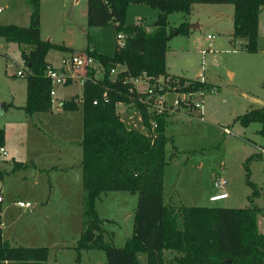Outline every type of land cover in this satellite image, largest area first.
Returning a JSON list of instances; mask_svg holds the SVG:
<instances>
[{
  "label": "rangeland",
  "instance_id": "rangeland-1",
  "mask_svg": "<svg viewBox=\"0 0 264 264\" xmlns=\"http://www.w3.org/2000/svg\"><path fill=\"white\" fill-rule=\"evenodd\" d=\"M29 8L28 0H0V23L16 19V13L20 14L21 23H27ZM259 11L260 42H264V34L261 35L264 6ZM156 12L147 4L132 3L126 7L124 20L132 22L141 18L151 25ZM167 19L172 26L182 20L197 25L188 26L186 34L176 33L168 38L165 66L174 74L188 78H195L200 70L205 86L193 95L180 92L177 95L179 104L167 113L164 132L170 140L165 144L163 190L165 193L173 183L179 200L168 201L165 197L164 201L185 205L245 206L249 204L247 196L251 188L245 181L242 162L251 152L257 151L264 135L257 131L260 122L251 121L244 126L234 117L259 105L253 98L263 92V58L255 51L238 50L228 41L226 35L232 30L231 3L192 2L188 13L171 10ZM207 33L214 37L208 39ZM39 35L80 50L85 47L88 36L97 50L107 55L112 53L116 42L110 24L86 26L85 0H40ZM208 42H211L209 48ZM63 53L49 48L45 56L57 63ZM20 67L16 43L0 35V102L4 100V109L0 106V127L4 132L2 147L7 153L0 155L3 220L7 223L10 217L25 210L16 205L17 199L29 201L45 219L28 224L17 235L10 224L4 235L13 245H46V264H101L104 253L98 248L80 249L78 259H75L73 246L81 223V193L74 171L64 170L73 168L81 157L82 84L73 80L52 86L53 107L63 98L73 96L78 100L76 108L60 107V111L27 115L18 107L7 104L9 100L14 103L24 101V75L15 73ZM172 85L177 86L173 82ZM194 101L199 107H194ZM115 107L128 127L147 132L135 105L122 103ZM223 126L229 131H224ZM4 141L7 142L5 146ZM57 155L61 159L56 162ZM34 163L40 168L36 169ZM54 163L59 167H44ZM248 169L249 179L258 189L253 202L264 206V154L251 159ZM215 172L226 178L224 189L228 195L209 201L208 194L216 190L212 187ZM135 201L136 193L127 190L102 191L95 200L98 215L109 219L103 226L112 230L115 245H122L130 234L120 215L125 207L134 206ZM113 218L121 220V226ZM259 220L258 225L262 226L263 217ZM171 254L172 251L164 252L168 258Z\"/></svg>",
  "mask_w": 264,
  "mask_h": 264
},
{
  "label": "trees",
  "instance_id": "trees-1",
  "mask_svg": "<svg viewBox=\"0 0 264 264\" xmlns=\"http://www.w3.org/2000/svg\"><path fill=\"white\" fill-rule=\"evenodd\" d=\"M30 10L27 25L0 23V35L16 43L25 79V100L19 107L26 114L50 108V80L45 67L49 48L73 50L62 43L43 39L39 35V0H28ZM192 2H227L232 4L231 36H240L237 47L256 51L257 23L264 0H86L85 23L110 24L115 33H122L124 42L116 45L112 54H103L87 36L84 51L99 60L103 72L99 79H85L81 89L82 134L81 145V223L73 248L78 259L80 249L98 248L104 253L102 264H264V230H259L256 215L261 211L253 202L258 193L249 179L248 163L260 157L261 150L250 153L242 162L245 181L250 186L249 204L245 206L172 204L163 198V169L166 164L164 129L167 112L148 113L134 100L128 90L131 83L125 76H169L177 90L194 92L205 86L203 80L168 74L165 71L166 41L172 34L189 30L186 20L169 25L171 10L188 13ZM130 3L147 4L157 14L147 28L141 19L125 22L124 13ZM116 64L123 68L109 69ZM264 92V56L263 80ZM106 91L108 99L92 103ZM137 108L141 122L155 126L149 132L128 127L116 111L115 102H130ZM62 108H76L73 97L60 103ZM241 125L260 122L258 132L264 135L263 103L234 117ZM4 132L0 127V145ZM264 149V139L260 143ZM2 170H0L1 176ZM127 190L136 193L131 232L122 245L112 241L113 232L103 226L108 218L99 216L95 200L100 192ZM1 210V204H0ZM1 222V219H0ZM165 251H172L165 257ZM46 245H13L1 235L0 264H46Z\"/></svg>",
  "mask_w": 264,
  "mask_h": 264
},
{
  "label": "built area",
  "instance_id": "built-area-1",
  "mask_svg": "<svg viewBox=\"0 0 264 264\" xmlns=\"http://www.w3.org/2000/svg\"><path fill=\"white\" fill-rule=\"evenodd\" d=\"M116 45H122L124 42L122 33H115ZM208 39L213 37V34H206ZM207 47H210V42H208ZM123 64H116L115 66L109 69V72L113 73L116 70L123 68ZM103 72L102 66L98 59L90 55L84 50H66L60 56L59 64L53 65L48 64L45 67V75L50 80V89L49 95L50 99L54 94L53 84H65L73 80H78L83 82L85 79L97 80L101 77ZM17 75L24 74V71L20 67L15 70ZM131 85L128 90L134 92V100L140 102L148 113L158 114L162 112H171L177 106L180 98L177 96L180 92L177 90V86H173L169 76L164 74H158L156 76L147 75L144 71L140 72L137 75L125 76L124 78ZM183 94L193 95L194 92H185ZM108 99L106 91H102L100 97H94L92 103H97L98 101H106ZM186 101V100H185ZM184 101V102H185ZM124 104H133V100L126 103L123 101H116L115 105ZM179 104V103H178ZM194 107H199V103L194 101ZM149 125L145 126L149 132L155 126V120L149 119ZM224 131H229L227 127H223ZM264 152V149H260ZM6 151L0 145V155H5ZM212 186L217 189L216 192L209 194V200H217L226 196V191L223 190L224 185L226 184V178L221 173H214L212 176ZM1 200V196H0ZM16 205L22 208L31 207V203L27 200L17 199L15 201Z\"/></svg>",
  "mask_w": 264,
  "mask_h": 264
},
{
  "label": "crops",
  "instance_id": "crops-1",
  "mask_svg": "<svg viewBox=\"0 0 264 264\" xmlns=\"http://www.w3.org/2000/svg\"><path fill=\"white\" fill-rule=\"evenodd\" d=\"M39 2H40V0H39ZM219 3H222V2H219ZM130 4H132V3H130ZM129 5V4H128ZM128 7V6H127ZM263 7V6H262ZM262 7H260V10H261V8ZM156 9V8H155ZM29 10H30V8H29ZM85 10H86V0H85ZM157 10V9H156ZM38 11H39V3H38ZM260 12V11H259ZM156 14H157V12L155 13V16H156ZM16 15H17V17H15L16 19H11V21H8V22H13V23H16V24H18V25H27L28 24V22L27 23H21V21H19V18H20V14L19 13H16ZM28 15H29V13H28ZM155 18V17H154ZM139 19H141V18H139ZM9 20V19H8ZM142 20V19H141ZM154 20V19H153ZM152 20V21H153ZM187 21V20H186ZM259 21H260V18H259V13H258V23H257V37H256V46H257V49H256V51L255 52H258V53H260L261 54V58H263V56H264V42L262 41V42H260V30H259ZM142 22L146 25V27L147 26H149V24H146L143 20H142ZM190 25H194V26H196L197 25V23L195 22V23H193V24H188V26H190ZM261 31H262V33H261V35L262 34H264V28H262L261 29ZM208 34V33H207ZM213 37H214V35H213ZM212 37V38H213ZM226 37H227V39H228V41L230 42L231 41V43H233V44H235L236 45V47H237V45L239 44V42H241L242 41V39H241V37L240 36H237V37H235V38H232V36H231V31H228V33H227V35H226ZM57 43V42H56ZM260 43H261V45H260ZM63 44V43H62ZM67 46V45H66ZM166 46H167V44H166ZM210 46H211V42H210ZM85 48V47H84ZM84 48L82 49V50H84ZM96 48V47H95ZM114 48H115V44H114V46H113V50H114ZM71 49H73V48H71ZM236 49V48H235ZM237 49L238 50H241V49H239L238 47H237ZM55 50H58V49H55ZM74 50H80V49H74ZM96 50H97V48H96ZM166 50V49H165ZM63 52H64V50H62ZM98 51V50H97ZM100 52V51H99ZM113 52V51H112ZM252 52H254V51H252ZM112 54V53H111ZM46 55V54H45ZM45 59L50 63V64H53V65H58L59 64V61L56 63V62H52L51 60H49L46 56H45ZM59 59H60V56H59ZM20 62H21V59H20ZM164 62H165V56H164ZM165 71H166V73H168V74H174L173 72H171V71H169L168 70V68H167V66H165ZM197 76L195 77V78H198L199 80H204V78H202V75H199L200 74V70H198L197 71ZM175 75H179L178 73H175ZM199 75V76H198ZM185 77V76H184ZM188 78V77H187ZM207 81V80H206ZM81 83V82H80ZM262 83V82H261ZM82 84V83H81ZM262 86V85H261ZM24 87H25V79H24ZM263 89V88H262ZM195 92H197V91H194V93ZM263 95H264V92H260L259 94H257V98H253V99H255V102L257 103V104H259V105H261L262 103H263ZM71 97H73V96H69V97H66V98H63L62 100H64V99H68V98H71ZM74 98V97H73ZM75 99V101L77 102V105H78V100L76 99V98H74ZM24 100H25V97H24ZM62 100H60V103H61V101ZM80 101H81V92H80ZM24 102V101H23ZM23 102L22 103H14L12 100H9L8 102H7V104H11V105H14L15 107H18L17 109H21L20 107H19V105H22L23 104ZM3 103H4V100H2L1 102H0V106H1V110H2V108L4 109V105H3ZM60 103L59 104H56V106H54L53 107V105H52V100H51V104H50V108L48 109V110H45V112H52V111H54V110H56V111H60V107H61V105H60ZM118 105H121V104H118ZM258 105V106H259ZM116 106V105H115ZM256 107V106H255ZM62 108V107H61ZM22 110V109H21ZM117 111V110H116ZM35 112H40V111H35ZM172 112V111H171ZM117 113H118V111H117ZM169 113V112H168ZM200 113H202V112H200ZM26 114V113H25ZM32 114V113H31ZM31 114H27V115H31ZM119 114V113H118ZM121 118V117H120ZM166 118H167V121H168V115H166ZM200 118H201V116H200ZM123 121V120H122ZM125 124V123H124ZM126 125V124H125ZM127 126V125H126ZM131 127V126H130ZM143 127H145L144 125H143ZM223 127H226V126H223ZM167 136V135H166ZM169 137V136H168ZM264 139V138H263ZM263 139L261 140V142L263 141ZM170 140V139H169ZM6 143L7 142H5L4 141V146L6 145ZM79 143H80V141H79ZM260 145V143L258 144V146ZM257 146V147H258ZM80 147H81V145H80ZM260 150L261 148H260V146L256 149V150ZM254 152V151H253ZM262 152V154H264V152L263 151H261ZM252 153V152H251ZM261 154V155H262ZM6 155H7V153H6ZM61 159V156L60 155H57V157H56V162L58 161V160H60ZM80 160H81V157H80ZM80 160H79V163H74V167L73 168H66V169H64L65 171H69V170H72V171H74V173H75V175H76V182H78V183H76V185H79V187H80V193H82V188H81V166H80ZM34 166L36 167V169H39L40 168V166L37 164V163H34ZM45 168H50V169H55V168H57V167H59L56 163H54V164H52V165H50V166H48V165H46V166H44ZM52 167H54V168H52ZM1 170V169H0ZM216 173V172H215ZM77 174H78V178H77ZM214 174V173H213ZM213 176V175H212ZM168 181H170V180H168ZM2 183H0V196H1V201H0V203L2 202V200H3V196H2V194H3V192H2ZM163 185H164V179H163ZM213 187V186H212ZM213 188H215V187H213ZM163 189H164V187H163ZM223 190H225L224 189V187H223ZM217 191V189L215 190V191H212V192H210L209 194H211V193H214V192H216ZM226 191V190H225ZM226 193H227V191H226ZM209 194H208V196H209ZM228 195V193L226 194V196ZM208 196H207V199L209 200V198H208ZM225 196V197H226ZM165 197H166V200L168 199V201L169 200H179L178 198H177V195H176V192H175V190H174V188H173V183H171L170 185H169V188H168V190L164 193V190H163V198L165 199ZM78 198H79V196H78ZM224 198V197H223ZM221 199V198H220ZM218 200V199H217ZM210 201V200H209ZM211 201H215V200H211ZM258 205V204H257ZM135 206V205H134ZM134 206L133 205H131V206H128V207H125L122 211H121V218L123 219V222L125 223L124 224V226L127 228V230L129 229V231L131 232V225H132V218H133V210H134ZM259 207H260V209H261V211L260 212H258L257 213V215H256V221H257V226H258V229L259 230H264V221L262 222V226H259L260 225V218L261 217H263V219H264V206H260V205H258ZM95 208H96V204H95ZM23 210V209H22ZM97 210V209H96ZM23 211H21L20 210V212L17 214V216L16 217H10V219L8 220V222L7 223H5V221L3 220V215H4V208H3V205H2V203H1V210H0V219H1V222H0V227H1V235H2V237L3 238H5V239H7L6 237H5V235H4V231L6 230V227L7 226H9L10 224H12L13 226H14V224H15V221H16V219H17V217L18 216H20V214L22 213ZM40 212V211H39ZM132 216V217H131ZM102 217H104V216H102ZM110 218H112V217H110ZM115 221V223H117L118 224V226H121V224H120V222L119 221H121V220H116L115 218H113ZM258 219V220H257ZM259 224V225H258ZM113 231H114V229H113ZM79 232H80V227H79ZM79 234V233H78ZM8 240V239H7ZM8 242L10 243V244H12V242H10L9 240H8ZM103 261H104V259H103ZM102 261V262H103ZM102 264V263H101Z\"/></svg>",
  "mask_w": 264,
  "mask_h": 264
},
{
  "label": "water",
  "instance_id": "water-1",
  "mask_svg": "<svg viewBox=\"0 0 264 264\" xmlns=\"http://www.w3.org/2000/svg\"><path fill=\"white\" fill-rule=\"evenodd\" d=\"M39 219H45V216L41 212H39L35 207L31 206L25 209L17 218L14 224V234H19L28 224Z\"/></svg>",
  "mask_w": 264,
  "mask_h": 264
}]
</instances>
